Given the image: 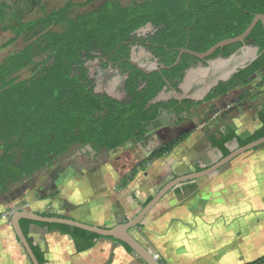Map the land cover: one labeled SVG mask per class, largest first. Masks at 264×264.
Instances as JSON below:
<instances>
[{
    "label": "crops",
    "instance_id": "1",
    "mask_svg": "<svg viewBox=\"0 0 264 264\" xmlns=\"http://www.w3.org/2000/svg\"><path fill=\"white\" fill-rule=\"evenodd\" d=\"M154 28L149 25L141 33ZM259 53V46L249 45L233 61H218L212 70L200 64L178 90L200 95L212 81L234 77L216 75L226 70L230 75L239 63ZM261 81L204 101L193 112L200 125L191 136L166 156L138 167L135 175L119 165L131 148L134 153H146L144 145L132 142L115 150L80 145L64 157L61 170L35 178L29 189L7 192L6 200L0 201V212L11 207L0 217V264H32L11 225V215L18 210L112 228L133 218L173 178L203 170L210 160L211 165L218 161L222 153L209 139L217 129L229 128L248 137L261 127L257 118L264 108ZM174 90L167 87L165 96H173ZM246 127L254 131L245 133ZM238 145L237 141L226 144L230 151ZM138 227V234L131 233L161 263L245 264L264 256V147L210 176L175 187ZM26 229L44 254L45 264H146L115 239L93 232L38 223L27 224Z\"/></svg>",
    "mask_w": 264,
    "mask_h": 264
},
{
    "label": "trees",
    "instance_id": "2",
    "mask_svg": "<svg viewBox=\"0 0 264 264\" xmlns=\"http://www.w3.org/2000/svg\"><path fill=\"white\" fill-rule=\"evenodd\" d=\"M31 1L33 5H41L43 0ZM95 1L97 0H85L76 4L69 0L62 7L45 12L42 17L31 21H25L23 8H18L8 20L0 17L3 30L14 33L13 37L0 45V50L14 44L24 35L28 37L27 44L21 50L11 53L0 64V132L4 133L6 140L5 154L0 157V195L9 190L11 183L31 176L45 163V145L48 142L45 139L49 138L46 128L48 111L32 107L46 106L53 103L52 99H58V104H61L62 95L55 97L52 93L55 90L75 89L76 92L69 95L65 106L52 112L51 132L57 133L58 137V141L53 143L54 151L57 148L66 151L76 144H90L95 148L113 150L131 140L142 143L147 139L149 131L177 117L183 120V117L190 116L204 101L250 85L257 79V76H253L264 69V25L259 21L245 43L259 46L261 55L231 80L221 82L204 101L171 99L150 103L167 83L174 84L175 88L180 85L184 72L197 60L191 54H183L178 65L154 73V76H143L140 70H134L127 81V90L131 95L129 102L102 99L86 87H82V92L78 86L79 81L71 76L82 68L85 62L83 57L92 58V51L96 50L129 65L126 60L130 55L127 43L136 37L140 28L149 23L157 28L155 34L147 39L150 48L166 65L172 66L181 48L206 52L225 39L243 34L257 14H264V0H140L126 6L119 0H107L93 10L72 16L76 6L86 7ZM55 25H63L64 28L62 31H54L51 27ZM241 46L242 43L228 45L218 49L211 58L220 54L228 57ZM28 67H34L35 73L29 79L20 80V73ZM260 78V84L264 85V73ZM142 81L147 82L144 87H141ZM247 96L248 93L243 98ZM257 118L261 127L248 137L229 128L224 131L217 129L216 134L209 137L212 146L218 148L222 156H227L231 152L227 143L237 141L243 146L263 137L264 108L258 112ZM34 128L43 132L45 141L41 140L36 144L32 140ZM194 131L195 129L168 142L144 164L171 153ZM24 132L28 137L25 144L20 138L12 140L13 135H22ZM35 146L43 148L39 157L28 156L26 152L35 149ZM16 147L25 149L26 155L20 163L16 162L13 154ZM261 147L264 145L256 149ZM10 152L12 153L9 154ZM137 170L138 168L133 171L134 175ZM30 223L82 230L62 224L23 219L21 226L26 235V225ZM28 240L40 263L45 264L44 254L33 245L31 238L28 237ZM115 240L133 251L127 244ZM245 264H264V256Z\"/></svg>",
    "mask_w": 264,
    "mask_h": 264
},
{
    "label": "flooded vegetation",
    "instance_id": "3",
    "mask_svg": "<svg viewBox=\"0 0 264 264\" xmlns=\"http://www.w3.org/2000/svg\"><path fill=\"white\" fill-rule=\"evenodd\" d=\"M155 27V26H154ZM157 31V28L155 27L152 31L141 33L137 32L136 37L132 39V41H129L127 44L130 48V55L126 59L129 65H126L123 63V61H117L116 59L103 55L100 51H92L94 56L92 58L84 56L83 59L85 60L82 68L78 71V73L73 74L71 76L73 79L78 80V86L81 88L83 92L82 87H86L89 90H91L94 94L100 96L102 99L109 98L112 100H118L121 102H129L131 101V95L127 90V81L129 79V76H131L132 73H134V70L138 69L143 73V76H154V73H160L163 70L168 69H159L161 68V64L166 65L160 56L156 55L155 52L150 48L149 42L147 41L148 37L155 34ZM182 49V48H181ZM187 49V48H186ZM180 53V50H179ZM187 54V53H184ZM179 55V54H178ZM220 54L219 56H221ZM196 57V56H195ZM197 58V57H196ZM208 59H213L209 57ZM204 63V60H200L197 58L195 63L191 65L196 66ZM174 65V64H173ZM172 65V67H173ZM77 69V68H76ZM189 69V68H188ZM83 70L85 73H83ZM186 71L184 72V76ZM234 76V75H233ZM30 76L29 78H31ZM29 78L22 79L19 76L20 80H26ZM184 78V77H183ZM68 81V80H67ZM147 84L146 81H142L141 87H144ZM181 84V83H180ZM67 85V84H66ZM166 88L169 87L171 89H178L175 88V85L172 83H167L165 86ZM164 87V88H165ZM163 88V89H164ZM162 89V90H163ZM161 90V91H162ZM160 91V92H161ZM76 90H55L52 93L55 94L54 96L62 95L61 104H58V99L54 101L53 103H49L48 105L44 106H38V107H32V109L35 110H47L48 115L46 116V124H47V133H49V138H46L47 144L45 145L46 149V160L45 163L42 164V166L31 176H25L24 178H19L17 182H13L9 185V188L14 187L15 185H18L20 187V190H26L29 189L30 186H32L35 182V178L40 177L41 175H46V173L49 170L53 169H60L64 166V157L70 152L71 148L74 146H80L82 144H76L72 146L71 148H68L66 151L61 150V148H57V151H54L53 149V143L58 141L57 133L51 132V126L53 125V117L52 112L57 111L55 109H60L61 107L65 106L66 103H68V97L71 94H75ZM51 92H48L50 94ZM163 102V101H161ZM195 109L193 110V112ZM165 114V113H164ZM193 118V113L190 116H185L182 118H174V120H170L167 123L165 122L163 125L153 129L152 131H149L147 133V139L143 141L142 143L137 142L136 140H131L129 142H126L125 144L119 146L125 147L126 145L131 144L134 142L135 144H142L144 147H147L148 150L146 153H139L136 151L133 152L134 149L131 148L128 150V154L124 153L122 156L121 163L119 167L127 173H133V171L144 165V162L150 158V156L157 150L161 149L165 144L168 142L178 138L176 132L172 129L175 125L181 124L188 119ZM34 133L32 134V140L37 144L39 141L44 140V137L42 136V131L38 130V128H34ZM4 133L0 132V157H2L5 154L6 151V140L4 139ZM17 138H20L21 141L23 140V143H26L27 136L24 132L22 135H13L12 140H16ZM90 145V144H87ZM93 146V145H91ZM93 148H95L93 146ZM95 149H103V148H95ZM107 149V148H106ZM117 149V148H115ZM113 149V150H115ZM43 151V148H36L31 149L30 151L26 152L28 156L32 157H39V154ZM131 152V153H130ZM10 152L9 154H11ZM25 149L24 147H16L14 149L13 154L15 155L16 162H21L25 155ZM61 170V169H60ZM15 188V189H17ZM14 189V190H15ZM18 190V192H20ZM11 191V190H10ZM9 192V190L7 191ZM7 192L3 193L6 194Z\"/></svg>",
    "mask_w": 264,
    "mask_h": 264
},
{
    "label": "water",
    "instance_id": "4",
    "mask_svg": "<svg viewBox=\"0 0 264 264\" xmlns=\"http://www.w3.org/2000/svg\"><path fill=\"white\" fill-rule=\"evenodd\" d=\"M259 21L263 22L264 25V14H257L252 23L249 25L247 30L234 38H228L225 39L214 46H212L210 49H208L206 52L199 53L195 52L186 48L180 49V53L177 57L176 62L174 63L173 66H176L180 63L182 55L184 53L191 54L193 56H196L200 60H204V63H202V66H207L210 68V70L213 69V66L215 63L218 61L222 60H229L233 61L239 51L245 49L248 44L245 43L246 38L249 36V34L252 32L254 27L257 25ZM152 25V23L147 24L145 27ZM145 27L140 28L138 30V33L141 32ZM235 43H242V46L235 51L232 55L225 57L223 55L218 56L213 59H208L211 57L218 49H222L228 45L235 44ZM254 47V45H253ZM261 53H259L256 57L252 58L248 62L244 63H239L238 67L231 72L230 75L227 74V70L225 72L220 73L219 75L216 76H232L235 73H238L241 69L249 66L251 63H253ZM199 65L192 66L189 69L186 70V75L183 78L181 84L186 81L187 76L196 70ZM172 66H165L164 64H161V69H170ZM264 73V69L255 74L253 77H256L260 74ZM228 79H222V80H215L212 81L208 87L205 89V92L203 91L202 94L196 95V96H191L185 91L180 92L178 89L174 90V95L169 97L165 96V89L166 87L155 97L151 100L150 103H157L161 101H166V100H171V99H176V100H184V99H190L194 101H204L206 97L211 93V91L217 87L221 82H226ZM200 125V122L197 118H190L187 121L175 125L172 129L176 132L177 136H181L184 133H187L191 130L196 129L197 126ZM264 145V136L254 140L246 145L240 146L238 145L236 148L232 149L231 152L227 156H222L218 161L213 163L212 165L206 167L203 170L200 171H195L191 172L188 174L180 175L169 182H167L154 196L153 198L145 205L142 207V209L131 219H129L126 222L120 223L112 228H104V227H99L91 224H87L78 220H74L71 218H65V217H57V216H44L39 213L30 211V210H18L14 212L11 215V225L12 228L22 244L26 254L28 255L29 259L31 260L32 264H41L39 259L37 258L33 247L31 243L28 240V236L25 234L22 226H21V220L27 219L30 221L34 222H43V223H51V224H62V225H67V226H72L76 227L82 230H86L89 232L96 233L98 235L104 236V237H110L113 239H117L122 241L123 243L127 244L146 264H162L156 254H154L150 248L146 247L140 240H138L131 231L138 227L139 225L142 224L143 220L146 218V216L151 212V210L171 191L173 190L176 186L183 182L191 181V180H196L198 178H203L210 176L217 171H219L221 168L225 167L232 161H234L236 158L241 156L242 154H245L247 152H250L252 150H255L256 148L263 146Z\"/></svg>",
    "mask_w": 264,
    "mask_h": 264
},
{
    "label": "rangeland",
    "instance_id": "5",
    "mask_svg": "<svg viewBox=\"0 0 264 264\" xmlns=\"http://www.w3.org/2000/svg\"><path fill=\"white\" fill-rule=\"evenodd\" d=\"M68 1L69 0H43L41 5H33L31 0H0V17L6 18V20H8L11 17V15L18 8H23L24 14H25V21H31V20L38 19V18L42 17L45 12H50L51 10H55V9L62 7ZM71 1L76 3V4H79L81 2H84L85 0H71ZM105 1H107V0H97L93 4H90L89 6H86V7L76 6L73 9L72 16H77L79 14L93 10V9L101 6V4H103ZM119 1L122 3V5L126 6V5L131 4L134 1H140V0H119ZM63 28H64L63 25H55V26L51 27V29L54 31H62ZM13 36H14V33H12L11 31H4L3 25L0 24V45L4 42L8 41ZM27 42H28V37L24 35V36L20 37L14 44H12V45L4 48V49H1L0 50V63L9 54L14 53L18 50H21L27 44ZM33 69H34V67H28V68L24 69L20 73V77L22 79L29 78L30 76H32L35 73V71ZM261 74L257 76V81L261 80V79H258V78H260ZM243 131H245V133H252V131H254V129L250 128V127L249 128L246 127V129ZM251 152L252 151L247 152L245 154H242L241 156L236 158L233 162L248 158L249 155L251 154ZM206 156H208V155H206ZM216 160H218V159H215L213 162H215ZM233 162H231L228 165H231ZM208 164L211 165V160L208 161ZM204 180L205 179H203L202 181H204ZM202 181H200V182H202ZM17 186L18 185H15L14 187L10 188V190H11V191L9 190L10 193H14V189L17 188ZM10 193L8 192V194H10ZM12 197H14V195ZM5 198H6L5 194L0 195V201L6 200ZM9 200H10V197H9ZM10 209H11V207L1 211L0 217L2 216V214H6L8 211H10ZM146 218H147V216H146ZM146 218L143 220L141 225H143V223L146 222ZM137 228H139V227H137ZM137 228L133 229L134 230L133 232L136 234H138V231L136 230ZM144 240H146V239H144Z\"/></svg>",
    "mask_w": 264,
    "mask_h": 264
}]
</instances>
